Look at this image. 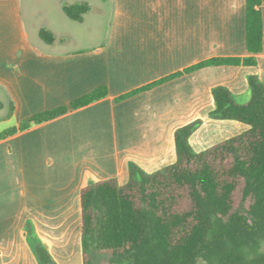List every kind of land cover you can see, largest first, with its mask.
<instances>
[{
    "label": "crops",
    "instance_id": "obj_1",
    "mask_svg": "<svg viewBox=\"0 0 264 264\" xmlns=\"http://www.w3.org/2000/svg\"><path fill=\"white\" fill-rule=\"evenodd\" d=\"M89 5L81 21L72 19L86 22L85 31L74 34L58 31L43 14L47 21L35 23V8L23 1L0 2V39L22 42L0 49V131L107 88L104 97L0 139V264H39L27 223L57 264H83L81 188L109 178L124 184L132 163L147 173L173 163L174 132L194 120L200 125L189 141L196 151L221 132L226 139L246 130L240 121L210 116L211 88L226 86L242 104L251 96L248 76L264 82V0L263 49L254 54L255 65L190 71L208 58L250 55L246 0ZM41 27L53 32L52 43L40 38ZM174 73L180 74L164 80Z\"/></svg>",
    "mask_w": 264,
    "mask_h": 264
},
{
    "label": "trees",
    "instance_id": "obj_2",
    "mask_svg": "<svg viewBox=\"0 0 264 264\" xmlns=\"http://www.w3.org/2000/svg\"><path fill=\"white\" fill-rule=\"evenodd\" d=\"M261 1L246 0L245 42L250 55L212 57L186 71L209 65H255L254 54L263 49ZM62 9L70 19L81 21L90 5L82 1ZM38 33L45 42L54 41L51 30L41 27ZM247 82L251 96L242 104L226 86L212 87L210 112L212 118L245 123L246 130L196 151L189 141L200 125L194 120L174 132L173 163L150 173L132 163L124 184L109 178L81 188L83 264H100V256L105 264H264V82L255 74ZM106 94V87H98L69 106L36 113L1 130L0 139ZM12 108L10 103L7 115ZM26 233L38 263L57 264L29 223Z\"/></svg>",
    "mask_w": 264,
    "mask_h": 264
},
{
    "label": "rangeland",
    "instance_id": "obj_3",
    "mask_svg": "<svg viewBox=\"0 0 264 264\" xmlns=\"http://www.w3.org/2000/svg\"><path fill=\"white\" fill-rule=\"evenodd\" d=\"M21 2L23 1L24 3L29 4L30 6L34 7L36 11L35 15H34V21L35 23L39 24V23H45L44 21L45 18L42 16L40 17L42 14L48 18V22L51 23V25L53 27H55L58 31L61 32H65V33H71V31L74 34H80L81 32L85 31V23H83L82 25L76 21H73L72 19H70L69 17L66 16V14L64 13L62 7L60 8V5L63 3H72V2H82V1H87L89 4H96V2L99 0H20ZM46 3L49 4V7L46 8V6H44ZM60 4V5H59ZM80 24V25H79ZM76 25V28H71L73 26ZM33 40H29L28 44H31ZM22 42H18V40H7V39H0V49H10L12 45L15 44H21ZM24 43V42H23ZM36 43V42H33ZM27 45V43H25ZM3 124V123H0ZM11 124L13 125V123L11 122ZM242 131L240 130H236L231 132V136L236 135L238 133H240ZM225 134L223 132H221L219 135L210 138L206 141L210 142H219L221 140H224ZM229 136V137H231ZM210 142V143H212ZM207 143V142H206ZM214 144V143H213ZM212 144V145H213ZM202 147H207L206 144H203V146H199V148ZM197 149V148H196ZM262 248L264 249V245L262 246ZM100 264H105V260L102 259V257H99V261Z\"/></svg>",
    "mask_w": 264,
    "mask_h": 264
}]
</instances>
